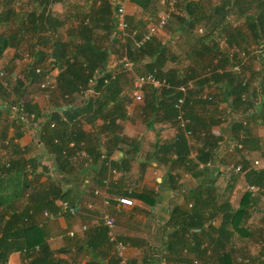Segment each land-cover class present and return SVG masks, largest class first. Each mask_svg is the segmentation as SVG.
I'll list each match as a JSON object with an SVG mask.
<instances>
[{"label": "trees", "instance_id": "obj_1", "mask_svg": "<svg viewBox=\"0 0 264 264\" xmlns=\"http://www.w3.org/2000/svg\"><path fill=\"white\" fill-rule=\"evenodd\" d=\"M8 1L12 0H6V5ZM54 1L57 0H38L33 8V3L28 0L26 3L28 7L30 6L28 11H21L22 7L16 11L11 6L0 13V22L11 20L18 25L7 36L0 35V53L11 47L15 49L13 55L15 58L23 52H28L32 57V62L20 70L21 75L15 76L19 72H17L14 63L12 65L13 71L7 68L3 75L2 79L6 85L3 86L0 83V94L4 96L7 94L6 89L9 88L14 94V100H10V103L19 101L20 96L23 94L24 83L20 80V77L27 83L37 82L38 86L44 74L49 73L47 68L41 73H34V65H38L44 52L33 50L31 46L30 48L21 47V39L29 35H25V33L41 34L46 32L48 28L55 29L61 24L60 20L50 16L46 8L49 2L53 3ZM130 1L141 4L139 0ZM238 1H233L234 5L238 4ZM253 3L256 12L244 16V25L247 29L246 35L240 34L238 29L234 30L228 27L223 33L224 35L216 36H225L226 42L230 46L231 42L232 45H238V41H244L249 34L256 44L260 43L264 46V0H253ZM194 5L193 2L188 0H177L175 12L171 16L175 17L179 23L177 29L171 31L179 30V33H192L191 28L200 18V16L198 18L197 15L193 14L195 13ZM90 6H94L90 12L83 13L80 18L76 17L75 26L67 28L65 40L57 38L52 43L49 54L50 63L51 68L57 71L53 78V87L40 88L44 92H51V94L53 92L55 98L52 103L53 110L43 114V121L38 123L41 131L39 140L53 155L55 172L61 174L62 179L54 177L51 179L52 182L29 190L32 182L31 179L27 178L26 168L21 162L23 160L0 159V208L2 207L0 212V264L5 263L9 253H21L23 250L25 252L23 256L28 258V262L25 264H67V258L55 255L59 252H66V248L51 249L46 242L43 225L36 222L33 215L38 212L42 213L43 210L56 215V210L59 208L58 203L61 201H66L68 205L75 207L76 196L68 198V189L64 185L67 183V155L74 149H80L76 145L78 140H81L82 137L87 138L89 135L77 127L79 118L84 117V119L91 120L92 123L98 118L107 127H111L117 119L120 120L126 117V110L123 107L128 102V96L127 94H121V91L131 83L132 76L127 73L128 71L120 62L117 63L118 71L106 68L108 54L111 51L119 55H125L134 64L145 60L142 66L143 72L154 71L155 75L165 78L166 86L162 85L158 88L147 86L143 90L142 103L136 107V110L140 111V120L145 128H149L153 122H167L177 127L171 141L160 144L155 143L153 146V153L161 154L159 159H163L161 160L163 162H165L166 155H173V158H166V161L168 160L171 165L180 164L189 153L188 139L182 129L178 127L177 112L173 107L175 99L180 95L177 86H186L181 105L183 116L189 119L185 129L190 131V136L202 142L201 146L196 149L195 159L197 162L194 164V169L205 178L209 176V166L204 164L207 161L213 163L216 157L215 143L217 141L216 136H207L206 131L212 124L218 123V120L209 118V113L206 114V119L199 118L191 111L192 104L197 103L201 105L202 109H207L209 106L216 105L220 100L227 104L229 112L240 109L239 113L237 112L238 115L245 116L247 121L232 120L231 130L237 136L244 131L247 122L258 123L264 127V78H262L264 68L262 71V65L260 66L258 89L256 90L253 87L251 92L249 91L251 86H249L248 80L244 76L246 66L243 65L244 60L237 57V50L228 52L227 49L221 48L214 39H212L211 44H206L205 40L209 36L206 32L195 36V42L191 45V47H198L194 49L195 59L192 63L182 66L180 59H178L179 54L171 53L168 50V45L155 36L144 42L140 47H134L133 40L138 39L146 29L138 31V28H136L138 26L133 24L129 27V31L133 30L135 34L130 36L129 33L122 37L115 26L114 11L116 4L109 2V0H98L96 5L93 1ZM238 8L242 10L240 7ZM215 12L214 9L213 13ZM155 20L153 19L152 22ZM232 30L233 32H231ZM227 31L229 33H226ZM222 32L223 30L220 33ZM210 38H213V35ZM239 50L245 51L246 56L249 52H252L248 48ZM36 54L40 56H38V59L35 58ZM252 55V53L249 54V56ZM258 58L264 60L263 57ZM167 61L174 62V66L163 70ZM234 63H240L241 71L239 73L231 70ZM96 72L100 74L96 75ZM136 73H140V71L137 70ZM88 78H93L91 85L87 83ZM187 83L190 86H187ZM211 86H214L216 91H204L206 88H211ZM87 92H92V94L85 95ZM74 95L82 98V105L72 104ZM8 106L9 104L2 103L0 109L7 110ZM24 108L26 111L34 112L36 116H39L34 106L29 102H24ZM29 124L31 123L26 125ZM201 131L206 135L204 136L207 139L206 142L198 137ZM234 141L240 142L241 147L234 148L240 150L242 139L237 138ZM70 142L72 145H69ZM9 148H11L10 151L14 155L18 152L14 144L9 145ZM4 149L8 150V147L4 145ZM85 150L93 155L92 160L88 161L89 163H93L95 158L105 155L95 145ZM10 151L8 150V154ZM106 162L108 165L110 164L111 168L112 166L114 168V161L105 156L101 159L102 167L105 166ZM199 163L203 164L201 168L197 167ZM242 168L245 170L244 180L248 184L257 185L261 191L255 194L244 191L238 200L237 207H233L225 196L226 194L220 191V186L216 181L214 184L215 178L214 180L207 179L206 182H202V178L199 179L196 187L200 189L193 195L194 199L190 207L184 210L175 206L171 210L167 221L170 231L167 234L168 240L164 251L169 250L172 244L173 247L178 246L179 251L181 248L188 250L190 247L189 242H192L191 247H194L195 252L203 255L207 250L210 253L213 252L214 256H211L209 260L215 264H250V262L251 264H264V259L261 260L256 255L245 263L237 260L236 262L231 256L234 249L231 248L229 251H225L226 244L223 241L230 242L232 232L241 235L245 232L243 231L244 228L240 227V222L246 216V209L257 210L255 201L257 197L262 201L264 196V164L258 168L252 166ZM240 171H242L241 168ZM80 182L81 180L78 178L76 186ZM22 196L27 197V202L17 208L15 203ZM197 204L200 206L198 207ZM209 205L212 206L209 208ZM72 214L62 213L61 215ZM214 219H219L216 226L210 224ZM96 231L102 233L101 241L105 237V227L102 226ZM201 233H205L210 237L202 247H200V240L197 239V236ZM213 234L217 235L216 238L213 237ZM64 235L67 237L66 233ZM262 237L259 242L261 248L264 249V235ZM90 245L91 248H94L93 244ZM35 247L36 250H34ZM109 263L118 264L117 259L113 258Z\"/></svg>", "mask_w": 264, "mask_h": 264}, {"label": "crops", "instance_id": "obj_2", "mask_svg": "<svg viewBox=\"0 0 264 264\" xmlns=\"http://www.w3.org/2000/svg\"><path fill=\"white\" fill-rule=\"evenodd\" d=\"M29 1L33 3L34 8L38 0ZM93 1L95 5L98 3V0H57L53 3L49 2L46 8L50 16L60 20L61 24L55 29L48 28L46 32L41 34L25 33V35H29L21 39V47L30 48L31 46L33 50L44 52L43 57L36 54L35 58L40 57L38 65L42 66L43 69H46L45 67L49 69L50 78H54L57 72L56 69L51 68L50 63L49 54L52 43L57 38L60 40L66 39L67 28L75 26L76 17L80 18L83 13L92 10L94 6L92 7L90 4ZM139 1L141 2L140 5L129 1L123 3V7L128 27L135 24V26H138L136 27L138 31H143L153 19L164 12L165 0ZM188 1L195 4V13L193 14L197 15L198 18L200 16L197 23L191 28L192 33H179V30L171 31L177 29L179 22L175 17L170 16L164 28L157 32L155 37L168 45V50L171 53L179 54L178 59H180L182 66L192 63L195 59L194 49L198 47H191V45L195 42V36L205 32L209 35L205 40L206 44H211L212 39H214L221 48L227 49L228 52L242 48L250 49L253 55L249 56L251 54L249 52L243 59V65L246 66L247 70H244V76L248 80L249 86H251L249 91L252 92L253 87H256L259 82L260 66L262 65V71L264 68V60L258 58L253 52V48L259 44L257 45L255 40L248 34L244 41H238V45H232L231 42L229 46L225 36L216 35L225 33L228 27L234 30L238 29L240 34L246 35L247 29L244 25V16L256 12L253 0H239L236 5L233 3L235 0ZM27 2L28 0H12L8 1L6 5V0H0V13L11 6L16 11L20 7H22L21 11H28L30 6L28 7ZM109 2L117 4L119 0H109ZM214 9L216 10L215 13H213ZM17 26L11 20L1 21L0 35L7 36ZM222 30L223 32L220 33ZM211 35H213V38H210ZM14 50V48L8 47L2 51L1 65L5 62L9 63L10 59L13 62L15 61ZM121 55L111 51L108 54L106 68L118 71L117 63ZM144 63L145 60L136 63V65L142 67ZM173 66V62L167 61L163 70ZM18 71L20 70L18 69ZM135 72H130L131 76ZM18 75H21L20 72ZM20 80L24 83L23 94L20 99L34 106L40 120L22 126L9 119L7 110L0 109V159L23 160L21 162L26 168L27 178L31 179L32 182L29 187L30 190L36 186L40 187L52 182L51 179L54 177L57 179L62 177L61 174L55 172L53 155L39 140L41 131L38 123L43 121V114L53 110L52 103L55 96L53 97V92L51 94V92H44L40 89L37 82L27 83L21 77ZM187 85L190 86L189 83ZM130 87L131 83L126 85L121 94L126 95ZM204 91H216V88L211 86V88H206ZM6 93V96L0 94V108L2 103L10 104L9 101L14 100V94L9 88L6 89ZM88 94H92V92H87L85 95ZM256 95L258 96V94ZM127 101L125 105H128V110L125 109V105L123 107L126 110V117L120 120L117 119L111 127H107L98 118L95 119L94 123L91 120L84 119V117H80L78 120L77 127L89 135L87 138L82 137L81 140H78L76 145L80 149H74L68 153L67 183L64 185L68 189V198L76 196L74 202L75 213L47 219L43 217L41 212H38L33 215V219L43 225L46 242L51 249L66 248V252H59L55 255L67 258V264H110L112 258L116 259L112 252V245L106 239V233L100 241L102 233L96 231V229L103 226L101 224L103 215H109L114 219L113 233L116 239L126 244L124 258L128 264H215L209 260L211 256H214L213 252L210 253L207 250L205 255L195 252L194 247H191L192 242L188 243L190 246L188 250L181 248L179 251L178 246L173 247L172 244L169 250L164 251L168 240L167 234L170 231L167 221L171 210L175 206L184 210L190 207L188 205L193 203V195L200 189L196 186L201 178L202 182H206L207 179L214 180L215 178L214 184L216 181L220 186V191L229 196V203L233 207H237L238 200L244 192L243 186L248 184L244 180L245 170L242 167H260L253 164L254 160L263 162L262 165L264 164V127L258 123L247 122L244 131L237 136L231 130L232 120L247 121L245 116L238 115L240 109L233 111L234 113L229 112L227 104L220 100L216 105L209 106L207 109H202L200 104H192L191 111L199 118L206 119V114L209 113V118L218 120V123L212 124L206 131L207 136H216L217 141L215 143L216 157L211 166L208 167L209 176L205 178L194 169V164L197 162L195 159L196 149L202 143L200 140L190 135L187 137L190 146L189 153L180 164L171 165L168 160L166 161V158H173V155H166L165 162L161 161L163 160L159 159L161 154L153 153V146L155 143L160 144L171 141L177 127L167 122H153L149 128H145L137 117L140 111L136 110L142 100L134 102L128 97ZM82 102L80 96H73V105H82ZM206 135L201 131L198 137L206 142L207 139L204 138ZM237 138L242 139V148L240 150H235V147L229 149V141ZM9 143L17 147L18 152L15 155L11 153V148H9L11 144ZM70 143L69 145H72ZM4 145L8 147L9 154L8 150L4 149ZM94 145L105 155L95 158L93 163H89L88 161L92 160L93 155L87 153L85 149ZM104 156L114 161V168L112 166L114 173L110 171L112 168L107 162L102 167L101 159ZM235 165H239L242 171L235 172L230 168V166ZM78 178L81 182L76 186ZM103 179H107L106 186L101 183ZM238 181H241V183L239 184ZM95 189L99 191L98 194L93 193ZM103 196L108 199L106 205L102 201ZM118 196L131 198L132 204L129 206L117 204L116 197ZM25 202H27V197L22 196L15 203V206L18 208ZM261 202V199L257 197L255 201L257 210L246 209V216L240 222V227L244 228L243 231L245 232L242 235L232 232L231 241H223L226 244L225 251H229L231 248L234 249V253L231 255L234 261L245 263L251 257L258 256L260 251L263 250L259 242L264 235V209ZM197 206L200 205L197 204ZM210 206L212 205H209V208ZM1 211L2 207L0 208ZM214 220L217 225L219 219ZM82 225H85L84 229H81ZM66 231H71L72 234L66 237L64 235ZM216 236L213 234V237L216 238ZM197 237L200 240V247L210 239L205 233H201ZM90 244H93L94 248H91ZM22 258L23 255L20 252H11L4 264H24Z\"/></svg>", "mask_w": 264, "mask_h": 264}, {"label": "built area", "instance_id": "obj_3", "mask_svg": "<svg viewBox=\"0 0 264 264\" xmlns=\"http://www.w3.org/2000/svg\"><path fill=\"white\" fill-rule=\"evenodd\" d=\"M129 1L130 0H119V2L116 4V8L114 11L115 26L118 29V31L120 32L122 37L125 35H128L129 33H130V36H133L135 34V31H133V30L129 31L128 23L125 19V11H124V7H123V3L129 2ZM176 4H177V0H166L164 12L160 13L157 16L155 21L150 22L146 26L145 32H143L138 39L133 40L134 47H136V48L140 47L141 45H143L144 42L150 40L151 37L155 36L157 34V32H159L160 30H162L164 28V26L166 25L171 14L173 12H175ZM198 32H200V30H198ZM258 44H257L258 46H255L253 48V52L258 57L264 58V46L260 45V43H258ZM0 57H1V53H0ZM237 57L240 59H244L246 57L245 51L237 50ZM14 60H15L14 63L16 65L17 69L21 70L24 68V66H28L32 62V57L28 52H23V53H20L19 56L16 57ZM119 62L125 67V69L128 72L134 71L135 64L131 60H129L125 55H123L120 58ZM43 70L44 69H42V66L34 65V70H33L34 73L38 74V73H41V71H43ZM231 70L234 71L235 73H239L241 71L240 63L239 64L234 63L231 66ZM96 73H97L96 75H98L99 72H96ZM18 74L19 73H17V75ZM3 75H4V71L1 68V64H0V83L3 86H5L6 83L2 79ZM262 78H264V73L262 75ZM87 83L89 85H91L93 83V78H88ZM162 85H164V86L167 85L165 82V78L163 76L155 75L154 71H145V72H140V73L135 72L132 75L131 87L127 91V96L132 101L139 102L142 100V91H143L144 87L152 86V87L158 88V87H161ZM38 86H39V88H46V87L52 88L53 87V78L50 79L49 73L44 74V76L42 77V80L39 81ZM187 86H189V85H187ZM185 88H186V86H183V85L177 86V90H179L180 95L175 99V102L173 103V107L177 112L176 113V119H177L178 127H180L182 129L185 137H188L190 135V131L185 129V125L189 122V119L187 117L183 116V109L181 108L183 98H184V94H185ZM125 108L128 110V105H125ZM7 111H8L9 119L12 122L18 123L22 126H25L27 123L38 122V117L35 115L34 112L25 110L24 101L21 99L19 101L14 102V103H10ZM5 143H7V142H5ZM70 144H72V143H70ZM229 144H230L229 149H233L234 147H236V148L241 147V145L235 141H229ZM101 157H102V155H101ZM253 164L255 166H257L258 165L257 160H254ZM204 165L205 166H211V163H209V161H207ZM202 166H203V164L199 163L197 167L201 168ZM233 170L235 172L239 171L240 166L239 165L234 166ZM110 171L112 173L115 172L114 169H110ZM102 183H103V185L106 186V184L108 183L107 179H103ZM243 191L255 194V193H258L259 191H261V189L257 185H254V184H245L243 186ZM93 193L98 194L99 191L95 189L93 191ZM102 201L105 205L108 204V199L106 196H103ZM116 203L119 205L129 206L132 204V199L127 197V196H118V197H116ZM58 205H59V208L56 210V213H55L56 215H53L52 213H50L46 210L42 211V215L46 218L53 219L56 216L61 215L62 213L72 214L75 212V207L68 205L66 203V201H61L58 203ZM188 206H190V205H188ZM262 207L264 209V196L262 197ZM101 224L105 227L106 237H107L108 242H110L112 245V252L117 259V263L118 264H128L124 258V250L126 248V244L124 242L116 239V237L113 233L114 219L109 215H103L101 218ZM210 224L216 225L215 220H212L210 222ZM84 228H85V225H82L81 229H84ZM65 233L67 235L72 234L71 231H68V232L66 231ZM34 250H36V247L34 248ZM24 253L25 252L23 250L21 252V254L23 255ZM258 257L261 260L264 259V249L262 251H260V253L258 254ZM22 260H23L24 264L28 262V258L25 256H23Z\"/></svg>", "mask_w": 264, "mask_h": 264}, {"label": "rangeland", "instance_id": "obj_4", "mask_svg": "<svg viewBox=\"0 0 264 264\" xmlns=\"http://www.w3.org/2000/svg\"><path fill=\"white\" fill-rule=\"evenodd\" d=\"M119 42H120V41H119ZM229 52H232V51H229ZM122 56H123V55H122ZM122 56H121V57H122ZM11 57H12V56H11ZM14 58H15V57H14ZM253 59H255V58H253ZM255 60H256V59H255ZM245 61H246V60H245ZM13 63H14V62H13L12 59H10V62H9V63H8V62L2 63L1 68L3 69L4 73L6 72V69H7V68H9L10 71H13V66H12ZM0 64H1V63H0ZM173 64H174V62H173ZM135 65H136V64H135ZM14 66H15V65H14ZM11 68H12V70H11ZM45 68H47V67H45ZM136 68H137V69H136ZM16 69H17V67H16ZM47 69H48V68H47ZM17 70H18V69H17ZM137 70H139L140 72H143V71H142V70H143V67H140V65L137 64V65L134 67V71L137 72ZM245 70H247V69H245ZM15 71H16V70H15V67H14V72H15ZM19 72H20V71H19ZM128 73L130 74V72H128ZM20 74H22V73H20ZM16 75H17V73L15 74V76H16ZM130 75H131V74H130ZM51 78H52V77H51ZM51 78H50V79H51ZM257 86H258V84H256V87H255L256 90L258 89ZM259 93H260V92H259ZM261 94H262V93H261ZM142 100H143V98H142ZM11 101H12V100H11ZM9 103H10V101H9ZM125 109H126V108H125ZM137 117H138V119H140V116H139V115H138ZM128 118H129V117H128ZM39 120H40V119H38V121H39ZM262 163H263V162H260V161H259V162H258V165L261 166ZM230 168H231V166H230ZM225 178H226V176H225ZM238 182H239V184L241 183V181H238ZM226 197L229 198V196H227V195H226ZM232 198H233V197H232ZM233 199L235 200V198H233Z\"/></svg>", "mask_w": 264, "mask_h": 264}, {"label": "clouds", "instance_id": "obj_5", "mask_svg": "<svg viewBox=\"0 0 264 264\" xmlns=\"http://www.w3.org/2000/svg\"><path fill=\"white\" fill-rule=\"evenodd\" d=\"M235 166H236V165H235ZM233 167H234V166H231L232 169H233ZM237 172H241V171L239 170V171H237Z\"/></svg>", "mask_w": 264, "mask_h": 264}]
</instances>
